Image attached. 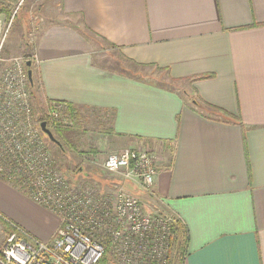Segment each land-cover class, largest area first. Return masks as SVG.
<instances>
[{
  "label": "crops",
  "instance_id": "obj_1",
  "mask_svg": "<svg viewBox=\"0 0 264 264\" xmlns=\"http://www.w3.org/2000/svg\"><path fill=\"white\" fill-rule=\"evenodd\" d=\"M17 3L44 20L32 73L41 99L102 121L108 154L155 156L152 189L125 188L146 212L179 220L177 264H264V0ZM0 214L44 242L59 227L3 180Z\"/></svg>",
  "mask_w": 264,
  "mask_h": 264
},
{
  "label": "built area",
  "instance_id": "obj_2",
  "mask_svg": "<svg viewBox=\"0 0 264 264\" xmlns=\"http://www.w3.org/2000/svg\"><path fill=\"white\" fill-rule=\"evenodd\" d=\"M11 21L0 17V62ZM25 61L10 60L0 75V179L55 214L59 227L50 241L37 240L7 222L0 264H171L179 220L146 212L125 185L152 189L155 156L124 149L106 156L102 169L118 184L108 195L68 181L47 150L33 119ZM68 105L46 101L54 123L67 124Z\"/></svg>",
  "mask_w": 264,
  "mask_h": 264
},
{
  "label": "rangeland",
  "instance_id": "obj_3",
  "mask_svg": "<svg viewBox=\"0 0 264 264\" xmlns=\"http://www.w3.org/2000/svg\"><path fill=\"white\" fill-rule=\"evenodd\" d=\"M37 8V6L29 7L26 3H17V0H0V17L11 21L0 62V75L10 60L15 58L25 61V64L30 62L31 66L29 68L25 66L24 69L26 74L27 70L33 73L35 38L41 25L44 24ZM32 82L34 86L31 88L29 84L28 91L32 103L33 119L38 126L41 122L48 121L47 128L60 146L49 142L43 134L42 139L63 176L71 183H83L101 193L112 194L119 179L102 169V164L109 152V149L104 147L102 121L92 116L82 115L79 118L74 110L68 108L69 123H54L47 115L46 100L41 99L39 95L38 82L33 78ZM56 128L65 129L64 139L55 133ZM143 207L146 209L144 204ZM4 232H0V247L4 235L8 233L7 228ZM179 253L180 251L178 253L175 251V264L183 259Z\"/></svg>",
  "mask_w": 264,
  "mask_h": 264
},
{
  "label": "water",
  "instance_id": "obj_4",
  "mask_svg": "<svg viewBox=\"0 0 264 264\" xmlns=\"http://www.w3.org/2000/svg\"><path fill=\"white\" fill-rule=\"evenodd\" d=\"M26 68H29L31 66L30 62H27L25 64ZM27 79L29 84H32V72L30 70H27ZM39 128L42 132L43 135H45V137L49 140V142L60 146L59 142L54 138V135L52 134V132L47 128V124L45 122H41L39 124Z\"/></svg>",
  "mask_w": 264,
  "mask_h": 264
},
{
  "label": "trees",
  "instance_id": "obj_5",
  "mask_svg": "<svg viewBox=\"0 0 264 264\" xmlns=\"http://www.w3.org/2000/svg\"><path fill=\"white\" fill-rule=\"evenodd\" d=\"M199 79H201V78H199ZM30 86L32 88L34 86V82L32 84H30ZM71 110H73V109H71ZM46 123L48 124V121ZM55 133H57L59 136H61L64 139V137H65V129H63V128H56L55 129ZM7 231L8 232L11 231V229H10V227H8V225H7ZM175 236H176V239L178 240V243H179L178 244L179 245V251H180L179 254L183 256V254H184V248H185L184 247L185 246V238H184V235L183 236L180 235L179 228L177 230H175Z\"/></svg>",
  "mask_w": 264,
  "mask_h": 264
}]
</instances>
